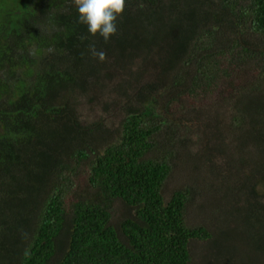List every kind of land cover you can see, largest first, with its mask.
<instances>
[{"label": "trees", "instance_id": "1", "mask_svg": "<svg viewBox=\"0 0 264 264\" xmlns=\"http://www.w3.org/2000/svg\"><path fill=\"white\" fill-rule=\"evenodd\" d=\"M126 3L105 43L73 0H0V264H188L192 241L264 264V0ZM212 93L228 115L206 159L231 149L225 176L208 167L213 222L189 228L158 115ZM101 101L111 128L86 114Z\"/></svg>", "mask_w": 264, "mask_h": 264}, {"label": "rangeland", "instance_id": "2", "mask_svg": "<svg viewBox=\"0 0 264 264\" xmlns=\"http://www.w3.org/2000/svg\"><path fill=\"white\" fill-rule=\"evenodd\" d=\"M106 97L105 95L104 98ZM102 104L103 101L99 103L100 106L95 105L93 113L87 111L86 114L89 116L90 122L100 121L104 127L111 128L108 125L110 124L109 121H113L111 118L119 112V108L104 114L100 110ZM216 104V98L212 93L210 97L191 103V105L183 100L167 110L169 112L162 111L159 113V108L155 110L156 113H159V120L162 121L160 122L162 124L160 132L155 136L157 153H159V148L166 150L170 166L169 176L162 190L163 198L167 200L171 191L178 188L191 190V196L184 212L185 224L189 228L206 227L213 222L207 217L209 203H211V198L215 199L216 192L210 190L209 185L217 177L222 178L226 175L224 173V158H226L224 155L230 154L231 147L224 155L221 152L220 154L214 153V157L209 158L210 162L206 159L210 155V152L206 150L208 149L207 142L211 137L207 125L223 126L228 115L225 108L217 110ZM214 115L217 116V121L213 120ZM118 119L116 116L115 120ZM227 140L225 139L224 144L228 143ZM210 166L215 170V173L219 174L213 180L210 179L211 175L208 168ZM111 211L112 223H117L126 214L118 201L113 202ZM208 246L207 241L190 242L188 247L190 261L188 264H214L216 253L210 251Z\"/></svg>", "mask_w": 264, "mask_h": 264}, {"label": "clouds", "instance_id": "3", "mask_svg": "<svg viewBox=\"0 0 264 264\" xmlns=\"http://www.w3.org/2000/svg\"><path fill=\"white\" fill-rule=\"evenodd\" d=\"M73 3L78 9V22L87 26L91 36L99 35L107 43L117 35V21L122 19L127 8L126 0H73ZM89 50L93 58H98L100 62L106 60L107 53L98 50L95 43L89 46Z\"/></svg>", "mask_w": 264, "mask_h": 264}]
</instances>
